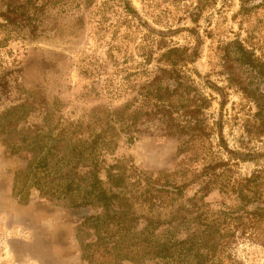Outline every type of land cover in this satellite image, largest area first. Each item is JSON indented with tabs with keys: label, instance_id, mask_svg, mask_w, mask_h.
Returning a JSON list of instances; mask_svg holds the SVG:
<instances>
[{
	"label": "trees",
	"instance_id": "16d2710c",
	"mask_svg": "<svg viewBox=\"0 0 264 264\" xmlns=\"http://www.w3.org/2000/svg\"><path fill=\"white\" fill-rule=\"evenodd\" d=\"M62 1L1 0L0 95L21 100L4 112L13 131L22 124V144L8 146L26 153L24 167L14 175L13 195L26 202L35 188L41 198L80 209L79 253L85 264H239L233 249L240 240L264 246V166L238 170L240 162L264 156L260 147L250 146L264 143V40L251 46L237 37L215 49L218 73L244 101L242 116H233L241 133L232 146L223 134L224 89L204 81L221 97L220 113L208 119L214 97L203 93L191 74L197 51L167 45L156 36L164 32L150 28L129 0H116L118 26L143 28L153 38L142 36L138 60L124 50L119 61L113 48L90 74L103 76L93 95L121 105H97L76 119L64 118L58 102L51 109L35 91L14 93L19 65L8 48L41 36L49 10ZM207 1L198 2L194 20ZM253 6L264 10V0ZM113 7L100 1L98 28ZM54 114H60L55 128ZM145 133L175 138L172 168L149 170L116 156L121 142L131 144ZM212 192L220 196L215 203L206 200Z\"/></svg>",
	"mask_w": 264,
	"mask_h": 264
},
{
	"label": "rangeland",
	"instance_id": "374dc122",
	"mask_svg": "<svg viewBox=\"0 0 264 264\" xmlns=\"http://www.w3.org/2000/svg\"><path fill=\"white\" fill-rule=\"evenodd\" d=\"M100 1L94 0L92 5L85 6L81 0H63L49 10L40 27L44 31L41 36L9 44L8 48L19 65V72L15 73L19 83L14 89L15 94L35 91L51 109L58 102L62 117L71 119L97 105H121L120 100L110 102L94 96L91 90L99 89L103 76L93 79L90 74L105 62L113 48L112 54L119 61L124 50L133 56V60H138L136 45L144 34L148 33L152 38L153 34L135 28V24L131 28L118 26L120 9L114 5L116 0H107L108 5L114 7L105 13L107 19L98 28L96 11ZM199 1L129 0L150 28L164 32L163 36L156 35L157 38H162L167 45L177 44L187 47L190 52L197 51V57L189 67L201 91L214 97L207 111L208 119L216 118L220 113L221 97L204 85L205 80L225 91L223 134L229 145L235 146L241 129L233 121V116H242L239 107L244 101L239 91L229 86L218 73L220 67L215 49L220 41L237 37L251 46L259 44L264 40V10L254 8L257 0H208L194 20L192 12ZM1 3L0 0V7ZM242 7L250 11L247 13ZM169 28L176 31L170 33ZM155 63L154 60L151 67ZM12 96L16 98L17 95H0V264H85L79 253V240L83 238L80 209L41 198L35 188L30 189L26 202L13 195L14 175L24 167L26 153L13 152L8 146L22 144V124H18L20 129L13 131L11 124L14 123H8L12 119L4 114L9 106L21 103V100L11 101ZM21 113L18 116L22 119ZM59 115L54 114L51 118L53 128ZM250 146L264 150V143H250ZM175 150V138L153 137L145 133L131 144L121 142L115 153L116 156H128L141 168L163 170L172 168ZM256 166H264V156L240 162L238 170L247 173ZM219 198L217 192H212L206 200L215 203ZM233 254L239 264H264V246L255 242L240 240Z\"/></svg>",
	"mask_w": 264,
	"mask_h": 264
}]
</instances>
